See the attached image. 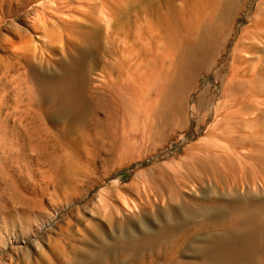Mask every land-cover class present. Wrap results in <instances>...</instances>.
I'll return each mask as SVG.
<instances>
[{
    "label": "bare ground",
    "instance_id": "6f19581e",
    "mask_svg": "<svg viewBox=\"0 0 264 264\" xmlns=\"http://www.w3.org/2000/svg\"><path fill=\"white\" fill-rule=\"evenodd\" d=\"M7 1L1 0L0 7ZM43 1L21 0L19 8L4 11L0 31L5 17L16 14L23 21L24 9L26 16L35 15L30 30L49 48V3L41 9L32 6ZM71 1L76 0L51 3L70 6ZM86 2L81 12L86 23L76 24L60 52L77 55L59 61L58 72L35 70L30 61L37 57L38 47L30 32L17 26L11 29L21 40L12 48L18 61L30 68L33 81L20 117L13 116L12 122L2 119L0 106V202L7 190L14 207L0 214V228L2 224L6 232V237L0 235V254L4 253L0 264H29L17 257L14 247L18 251L27 244L34 219L45 211L42 198L51 186L65 197L78 190L84 166L63 148L67 140L75 142L79 152L108 149L111 162L123 164L130 145L167 142L187 123L185 132L199 136L211 121L206 137L211 141L191 146L172 174L156 166L146 172L149 177L143 188H123L136 189L144 209L134 224L115 221L109 210L108 225L115 236L91 226L90 238L100 245L83 239L90 249L75 245L67 263L264 264V197L232 189L243 183L247 171L257 174L264 169V137L259 144L255 129L261 94L250 83L253 77L247 91L233 86L241 79L247 81L252 68H264V0ZM12 65L0 59V69L10 72ZM223 68H231L227 81L221 77ZM241 68L250 70L243 73ZM200 72L210 79L209 87L197 85ZM191 90H195L194 118L187 119ZM141 117L144 131L130 138L133 133L128 134V128L135 129L134 120ZM35 169L41 177L39 191L26 181L33 179ZM209 181L216 185L202 198L181 196L189 182ZM165 198L166 210L151 217L147 209L153 207L152 199ZM184 258H197L198 263Z\"/></svg>",
    "mask_w": 264,
    "mask_h": 264
},
{
    "label": "rangeland",
    "instance_id": "374dc122",
    "mask_svg": "<svg viewBox=\"0 0 264 264\" xmlns=\"http://www.w3.org/2000/svg\"><path fill=\"white\" fill-rule=\"evenodd\" d=\"M11 1L12 0L7 1L3 7H0L2 9H0V16H2V13L9 8L13 10L19 8L21 0ZM14 1L19 4L17 5ZM61 1L62 0H57L58 3ZM86 1L87 0L71 1L70 6L67 3H63V6L59 5L58 7L55 3H51V0H44L39 3L36 2L38 5L35 3L32 4L36 9H41L43 3H49L47 7L48 22L51 28V46L49 48L43 47L39 42L40 39L37 38L38 35L30 30L35 19L34 14L26 16L23 9L21 10L22 13L19 11L20 14L23 15V21L17 20L16 14L4 18L1 25L2 31H0V37H3L0 39V59H3L5 65L7 63H13V71L11 70L10 72H7L4 69H0V106H2V116L4 115L2 119H9L12 122L13 116L20 117V115H22V112L25 110V106L28 103L27 88L29 82L31 83L33 81L31 78V70H29L30 68L27 67L23 60L18 61L16 57L17 54L14 48H12V44L19 46L21 43L20 37L16 35L15 32H12V27L17 26L27 29L30 32L34 41L33 45L38 47L35 55L37 57H32L30 61V65L33 66L35 70L37 69L38 71L49 73L58 72L57 68H59V61L62 60L63 62H67L71 57L77 55L75 51L70 54L72 55L70 57L67 54H62L60 52L61 49L65 47L67 38H71L73 32L77 30V28H75L76 24L86 23L84 16L81 14V12L86 9ZM8 4H10V6ZM177 4H179V2ZM24 20H27V22ZM52 47L56 49L58 48L57 52L53 51ZM39 51L41 53H39ZM249 57V59H252L255 56ZM224 69L225 71H223L224 73L221 77L224 81H227V78L231 75V68H223V70ZM244 69L246 68H241L243 73L249 72L250 70L247 68V71L245 70L244 72ZM212 70L209 72L210 74L211 72L214 73V71H216L215 68ZM246 74L248 75L246 77L247 81L241 79L233 86H240L242 91L244 89V91H247L249 79L253 77V81H250V83L254 84L258 93L260 92L259 95L261 94L260 97L262 101L258 106V122L255 126L260 137L258 143L261 144L263 143L261 138L264 137V96H262V89L264 90V68H252L250 70V75L249 73ZM93 77L95 78V76ZM98 80L101 81V79ZM210 84V79L200 72L197 78V85L203 89L209 87ZM241 84L243 85L241 86ZM216 89L220 92V87L217 86ZM194 94L195 90H191L188 95L190 98H187V119L194 118V114L191 113H194V105H192L195 98ZM3 97L5 99H3ZM218 98L219 95L217 96V100L214 101L218 102ZM134 123L135 129L128 128V134L133 133L130 138L136 133L139 134L144 131L142 117L141 119L134 120ZM212 123L213 121L210 122L208 127H204L199 136L188 135L185 132L186 128L189 126L187 123L186 126H188H185L186 128L180 130L178 134H176L177 136L175 135L174 137L169 138L167 142L166 140L160 141V143L157 141L156 143H147L145 146L142 143L136 146L130 145L129 152L123 161V164L111 162V153L110 151L108 152V149L79 152L75 142H69L68 140L66 143L64 142L66 145L64 144L63 148H67L70 154L77 156L79 159L78 161L84 166L83 172H85L86 175L84 173L79 179L77 183L78 190L68 197L59 195L54 189V186H51L50 193L42 198L45 211L41 216H38L39 218H36L37 220L34 219L31 230L29 229L27 244L23 245L22 247L24 248H20L18 251H16L18 248L14 247L15 253L17 252V257L29 264H41L42 262H44V264H70L67 263V261L75 245L81 247L83 250H89L90 247L88 246L91 244L95 247L100 245L98 242L93 241L90 238L91 226L97 227L98 229H108L111 235L115 236V232L112 231L111 228L109 229L108 225L109 210L112 209L115 221L125 223L129 220L134 224L144 209L136 189L127 191L123 188L134 185H139L143 188V183L146 182L149 177L146 175V172H150L151 169L156 166H163L172 174V169H175L177 165L184 160L185 152L191 146L211 141L206 137L208 129ZM48 127L56 133L55 128H53L52 125H48ZM75 138H77V136ZM75 138H73V140H76ZM52 144L56 147L54 140H52ZM247 172L243 183L237 188L233 187L232 189L235 188L234 190L241 195L252 194L264 197V169L257 174H253L249 171ZM40 179L39 172L35 169L33 172V179L27 178L26 181L29 182V186L32 189L36 188V190L39 191L38 183L40 182ZM214 185L216 184L213 181L205 182L204 184L189 182L181 189V196L188 200L199 199L204 196L205 191L209 190ZM2 187H4V185ZM30 196L36 197L33 194ZM152 204L153 207L147 209L151 217L152 214H155V211L164 212L168 206V201L166 198L161 199L160 202L152 199ZM7 209L14 211L11 195L5 190L4 200L0 202V214ZM37 214L40 215L36 211L35 215ZM155 225L158 226V223L155 222ZM127 226L130 227V225ZM0 235L1 237H6V232L2 224ZM83 239H87L91 244H85ZM4 240L5 239L3 238L2 241ZM2 255H4V253L0 254V257H2ZM184 259L198 263L197 258Z\"/></svg>",
    "mask_w": 264,
    "mask_h": 264
}]
</instances>
